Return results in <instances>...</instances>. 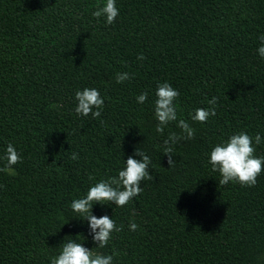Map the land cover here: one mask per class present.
<instances>
[{"label": "trees", "instance_id": "1", "mask_svg": "<svg viewBox=\"0 0 264 264\" xmlns=\"http://www.w3.org/2000/svg\"><path fill=\"white\" fill-rule=\"evenodd\" d=\"M105 3L0 0V168L9 143L21 156L14 173L0 171V264H50L67 239L112 264H264V170L254 187L219 185L208 163L240 132L259 134L264 156V0H116L111 25L92 15ZM124 72L132 78L117 83ZM165 82L179 92L177 121L160 134L154 102ZM86 87L105 101L98 119L75 113ZM214 96L216 115L193 121ZM180 119L194 138L173 145L169 167L163 141L182 134ZM136 148L154 179L123 207L93 205L123 226L99 248L71 203L141 159Z\"/></svg>", "mask_w": 264, "mask_h": 264}, {"label": "clouds", "instance_id": "2", "mask_svg": "<svg viewBox=\"0 0 264 264\" xmlns=\"http://www.w3.org/2000/svg\"><path fill=\"white\" fill-rule=\"evenodd\" d=\"M94 17L106 18V23L111 25L119 15V9L116 7V0H106L103 6H97V10L92 13ZM261 46L258 48V54L264 58V35H261ZM138 60H144L145 57L140 55ZM132 77L129 73H117L116 82L123 83ZM156 100L154 102V115L157 120L156 131L164 133L165 128L171 123L177 121V109L175 101L179 92L169 83H161L155 92ZM148 93L144 92L136 97L138 103L143 104L147 100ZM217 97H212L208 101L209 108H197L191 115V119L196 122L204 123L210 116L216 115L215 105ZM77 101L75 113L77 115L88 117L91 115L94 119L101 117L104 99L101 97L99 90L95 88H84L75 93ZM177 126L182 130V134L175 132L168 134L163 141V154L167 156L169 167L175 164L173 155V145L181 139L190 140L194 138L195 130L190 127L187 121L180 119ZM261 136L256 134L253 138L247 133L240 132L232 135L228 140L216 144L209 153L208 163L214 172H218L221 179L219 185H228L230 182L238 183L242 187H254L257 178L264 170V156L255 155V145L261 143ZM254 141V143H253ZM135 156L141 159H135L129 156L126 160L125 167L118 172V176H111L107 179H101L91 186L86 195L72 201V210L79 217L88 222L90 235L99 248L106 247L111 239V234L123 230V226L117 227L115 221L108 215L99 218L93 215L92 208L94 204L106 205L114 204L117 207H123L142 191L141 182L144 180H153L150 174L149 165L151 158L144 151L136 148ZM78 156L73 153L71 159L75 160ZM6 161L0 171L14 173L13 166L21 162V156L15 147L9 143L4 156ZM93 179V177H89ZM138 225L131 223L129 229L135 231ZM79 237V236H78ZM112 255H102L93 252L83 246L82 243L75 239H67L61 245L58 255L50 257V264H112Z\"/></svg>", "mask_w": 264, "mask_h": 264}]
</instances>
